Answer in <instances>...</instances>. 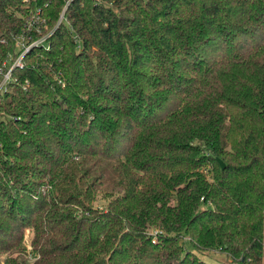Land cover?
Here are the masks:
<instances>
[{"label": "trees", "instance_id": "obj_1", "mask_svg": "<svg viewBox=\"0 0 264 264\" xmlns=\"http://www.w3.org/2000/svg\"><path fill=\"white\" fill-rule=\"evenodd\" d=\"M33 11L50 34L0 90V264H264V0H0L2 56Z\"/></svg>", "mask_w": 264, "mask_h": 264}, {"label": "rangeland", "instance_id": "obj_2", "mask_svg": "<svg viewBox=\"0 0 264 264\" xmlns=\"http://www.w3.org/2000/svg\"><path fill=\"white\" fill-rule=\"evenodd\" d=\"M35 12H31L23 16L24 27L21 28L16 34L11 36V50L6 51L2 56L0 54V72L5 76L6 73L13 67L18 66L22 67L24 65L23 57L27 51H29L33 46H41L45 42L46 37L50 32L46 33L42 30L40 24L43 22L42 19L35 20ZM4 37V36H2ZM5 38V37H4ZM4 38L1 40L4 41ZM6 67V69H4ZM0 81V90L4 89L6 86L5 78ZM25 85H23L24 87ZM14 118H18L14 116ZM94 206L104 207L106 205V200L102 199L99 195L93 201ZM32 232L29 228L24 230L23 244L27 249V258L28 262L35 259L36 254H30L31 243L30 237ZM149 236L155 237L153 231H150ZM182 243L186 248H190L191 244L185 239H182ZM199 256L207 261L213 262L214 264H237L233 258L229 255L227 250H224L220 247L207 249L201 252H198ZM4 254H0V261H3ZM3 263V262H2Z\"/></svg>", "mask_w": 264, "mask_h": 264}, {"label": "built area", "instance_id": "obj_3", "mask_svg": "<svg viewBox=\"0 0 264 264\" xmlns=\"http://www.w3.org/2000/svg\"><path fill=\"white\" fill-rule=\"evenodd\" d=\"M38 19H40L39 18V15L38 14H35V20H34V22L37 21ZM8 76H9V71L6 73V75L4 76V78H7Z\"/></svg>", "mask_w": 264, "mask_h": 264}, {"label": "water", "instance_id": "obj_4", "mask_svg": "<svg viewBox=\"0 0 264 264\" xmlns=\"http://www.w3.org/2000/svg\"><path fill=\"white\" fill-rule=\"evenodd\" d=\"M217 160L220 163L221 167L223 168L225 166L224 162L220 158H217Z\"/></svg>", "mask_w": 264, "mask_h": 264}]
</instances>
